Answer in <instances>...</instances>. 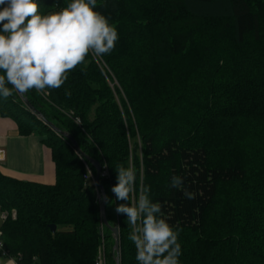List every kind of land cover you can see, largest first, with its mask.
<instances>
[{"label":"trees","instance_id":"obj_1","mask_svg":"<svg viewBox=\"0 0 264 264\" xmlns=\"http://www.w3.org/2000/svg\"><path fill=\"white\" fill-rule=\"evenodd\" d=\"M38 2L46 14L68 0ZM97 10L119 33L114 51L100 57L105 68L89 55L50 95L23 94L35 113L19 94L0 97V117L20 135L37 136L54 164L49 184L0 171L3 255L15 264H95L102 247L105 264L117 255L120 264H137L111 192L117 164H132L136 196L150 186L179 229L180 264H264V0H97ZM177 11L186 27L174 26ZM191 52L187 68L172 66L158 80L160 66L174 57L187 62ZM51 127L99 163L119 254L88 180L93 166ZM174 175L195 200L169 187Z\"/></svg>","mask_w":264,"mask_h":264},{"label":"clouds","instance_id":"obj_2","mask_svg":"<svg viewBox=\"0 0 264 264\" xmlns=\"http://www.w3.org/2000/svg\"><path fill=\"white\" fill-rule=\"evenodd\" d=\"M118 39L117 27L97 10V0H68L46 14L38 0H0V97L7 100L32 90L48 96L65 84L70 72L86 65L89 55L111 54ZM115 171L111 192L121 201L115 211L126 217L137 264H180L179 229L169 222L163 204L150 198V186L136 196L132 164H117ZM169 187L186 200L197 198L183 176H172ZM101 199L109 206L114 202L106 195Z\"/></svg>","mask_w":264,"mask_h":264},{"label":"crops","instance_id":"obj_3","mask_svg":"<svg viewBox=\"0 0 264 264\" xmlns=\"http://www.w3.org/2000/svg\"><path fill=\"white\" fill-rule=\"evenodd\" d=\"M24 142L27 149L35 145L34 148L37 146L38 151L20 152ZM0 148L4 151V159L0 162V171L3 174L39 183H52L54 180V164L50 152L43 147L39 138L35 135H20L15 123L3 117H0ZM0 215L3 221L4 213L1 210ZM0 264H15V260L0 252Z\"/></svg>","mask_w":264,"mask_h":264},{"label":"rangeland","instance_id":"obj_4","mask_svg":"<svg viewBox=\"0 0 264 264\" xmlns=\"http://www.w3.org/2000/svg\"><path fill=\"white\" fill-rule=\"evenodd\" d=\"M174 16H176V17H172V21L174 22V26H177V27H181V26H184L185 25V23L187 22V19H186V17H184L182 14H180L178 11H177V13H175V15ZM184 27H186V26H184ZM193 53L194 52H191L190 53V55H188L187 57H185L184 58V60H187V62H185V61H183L182 59H181V57H174V58H172V59H170V61H169V63L167 64V65H163V66H160L158 69H159V71H158V75H157V78H158V80H160V79H163V76H164V74L165 73H167V72H169V69L172 67V66H174L176 69H178V71L179 70H182V69H185V68H187V65L189 64L188 62H193L194 61V59H195V57H194V55H193ZM92 58H93V60H95V62L97 63V65L100 67V68H105L106 67V65H105V63L103 62V61H101V59H100V57H93V56H91ZM107 70V69H106ZM106 72H108L110 75V77H111V79H112V82H110L109 81V83H110V86L112 85H116V86H118V84H117V82H116V80L114 79V77L112 76V74H111V72L110 71H106ZM161 81V80H160ZM141 88H142V83H141ZM118 97H122L123 96V93H122V91L120 90V89H118ZM75 122H78L76 119H75ZM35 140H37V139H35ZM26 144V142H24L23 143V147H22V149L20 150V152H36V151H38L37 150V146H36V149L34 148L35 147V145H34V147L33 146H31L30 148L31 149H27V145H25ZM29 148V147H28ZM89 173H90V171H89ZM91 175H92V173H91ZM88 180H90V181H92L93 182V179L92 178H89ZM54 182V180L52 181V183ZM47 184H49L48 182H47ZM95 193H96V197H97V199L99 200V202H100V198H101V196H100V194H99V191L95 188ZM139 194H140V187H139V190H138V195H137V197L139 196ZM4 215L6 216L7 215V212H4ZM12 216L14 217V211H12ZM1 224H2V216L0 215V226H1ZM61 229H68V227H61Z\"/></svg>","mask_w":264,"mask_h":264},{"label":"water","instance_id":"obj_5","mask_svg":"<svg viewBox=\"0 0 264 264\" xmlns=\"http://www.w3.org/2000/svg\"><path fill=\"white\" fill-rule=\"evenodd\" d=\"M19 96L23 97V94H19ZM23 101L26 104V106H28V108H30L31 111L33 113H35V110L29 105L27 99L23 97ZM51 128H53V130L56 131L60 136L67 139L72 144L75 152H77V154H79L82 158L87 160L93 166V168L95 170L94 177H93V183L95 186H97L100 196L101 197L105 196L104 189H103L102 185L99 184V177L101 174V167H100L99 163L97 161L87 157L86 155H84L81 152V150L79 149L76 141L69 134H67L65 132H61L55 127H51ZM104 205H105V202L101 199L100 216H101L102 224L106 228H108L109 231L111 232V235L113 238V251L116 252V254H119V231H118L117 226L112 227L108 224L106 217H105ZM49 228H50L51 232H54L56 230V226L53 224L49 225ZM115 264H120L118 255L115 257Z\"/></svg>","mask_w":264,"mask_h":264},{"label":"built area","instance_id":"obj_6","mask_svg":"<svg viewBox=\"0 0 264 264\" xmlns=\"http://www.w3.org/2000/svg\"><path fill=\"white\" fill-rule=\"evenodd\" d=\"M4 159V151L2 148H0V162H2ZM89 172V171H88ZM89 178L93 179V175H91V173H89ZM4 218V217H3ZM0 250H3V246L2 243L0 241ZM2 253L4 254V252L2 251ZM95 264H105V255L103 252V248H99V251L97 253V256L95 258Z\"/></svg>","mask_w":264,"mask_h":264}]
</instances>
